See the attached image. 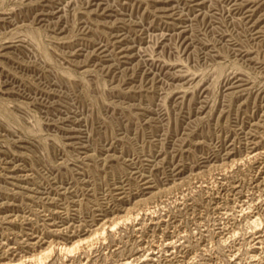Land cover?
<instances>
[{
	"label": "rangeland",
	"instance_id": "1",
	"mask_svg": "<svg viewBox=\"0 0 264 264\" xmlns=\"http://www.w3.org/2000/svg\"><path fill=\"white\" fill-rule=\"evenodd\" d=\"M43 263L264 264V0H0V264Z\"/></svg>",
	"mask_w": 264,
	"mask_h": 264
},
{
	"label": "bare ground",
	"instance_id": "2",
	"mask_svg": "<svg viewBox=\"0 0 264 264\" xmlns=\"http://www.w3.org/2000/svg\"><path fill=\"white\" fill-rule=\"evenodd\" d=\"M252 226H253V225H252ZM59 233H60V232H59ZM59 243H60V242H59ZM59 243H58V244H59ZM42 260H43V259H42ZM43 264H44V263H43Z\"/></svg>",
	"mask_w": 264,
	"mask_h": 264
}]
</instances>
